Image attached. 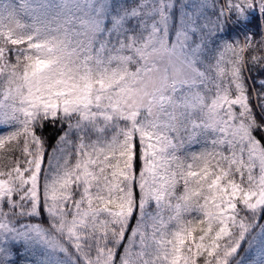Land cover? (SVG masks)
Here are the masks:
<instances>
[{"label": "snow or ice", "instance_id": "6c2138e0", "mask_svg": "<svg viewBox=\"0 0 264 264\" xmlns=\"http://www.w3.org/2000/svg\"><path fill=\"white\" fill-rule=\"evenodd\" d=\"M44 8L0 32V264H264V0Z\"/></svg>", "mask_w": 264, "mask_h": 264}, {"label": "trees", "instance_id": "16d2710c", "mask_svg": "<svg viewBox=\"0 0 264 264\" xmlns=\"http://www.w3.org/2000/svg\"><path fill=\"white\" fill-rule=\"evenodd\" d=\"M27 0H0V32L7 34L11 32L14 36H18L21 34H26L30 28L27 26H31L33 23V17L36 14L42 13L45 9L40 10L38 13L31 11L28 6L26 5ZM59 0H51L50 5H58ZM57 11L59 9H56ZM51 15H55V11L51 13ZM252 16H255L256 19L253 21L255 24H264V20L261 19L260 14L258 12H252L249 14L248 19H251ZM10 23H14L18 29L19 33H17L14 29L10 27ZM244 35L241 34L239 36H233L232 39H239L242 40ZM10 46V45H9ZM249 83H251L249 81ZM55 135V130L49 128L45 135ZM3 149H0L2 152ZM134 223V222H133ZM23 259L21 264H26L27 261H31L32 264H35V258L31 255L21 254ZM54 259L58 262L64 260L63 256L59 254H54Z\"/></svg>", "mask_w": 264, "mask_h": 264}, {"label": "rangeland", "instance_id": "374dc122", "mask_svg": "<svg viewBox=\"0 0 264 264\" xmlns=\"http://www.w3.org/2000/svg\"><path fill=\"white\" fill-rule=\"evenodd\" d=\"M27 6L30 10H35V12H39L40 10L45 9L44 5L51 4V0H27ZM100 0H96V6H99ZM85 9L87 10V5H85ZM12 29H14L17 33H19L18 27L14 23L9 24Z\"/></svg>", "mask_w": 264, "mask_h": 264}]
</instances>
